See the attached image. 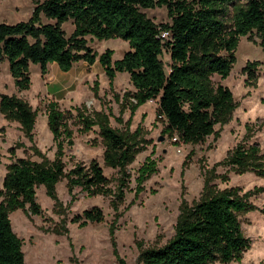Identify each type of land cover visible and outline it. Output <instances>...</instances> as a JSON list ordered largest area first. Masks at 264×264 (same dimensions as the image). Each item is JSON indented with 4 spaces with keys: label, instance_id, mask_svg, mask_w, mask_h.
<instances>
[{
    "label": "trees",
    "instance_id": "1",
    "mask_svg": "<svg viewBox=\"0 0 264 264\" xmlns=\"http://www.w3.org/2000/svg\"><path fill=\"white\" fill-rule=\"evenodd\" d=\"M155 8H165L169 22L155 24L143 12ZM67 23L72 26L69 36L63 29ZM253 35L264 55V0H36L28 21L0 23V62L6 61L20 92L31 84L30 64L38 65L44 76L49 64L68 72L77 63L92 66L98 62L110 86L117 74H127L134 90L125 92L121 101L126 103L130 116L148 101H156L155 119L164 125L161 133L176 135L179 142L174 144L197 145L211 135L217 137L215 128L230 120L235 108L232 93L213 78L224 80L229 76L240 39ZM112 39L128 44V50L117 60L112 59V50L98 55L89 45L93 40ZM164 55L167 63L163 62ZM259 65L258 61L245 64L248 85L256 81ZM76 111L74 120L83 132L98 127L104 144L103 164L115 170L118 177L111 185L95 160L66 171L62 159L65 148L72 146V131L65 119L71 113L49 102L46 118L55 145L53 160L36 151L39 162L17 158L8 165L3 178L0 264H25L22 241L12 230L9 214L21 209L31 216L41 215L36 189L44 187L47 196L55 200V186L63 178L71 196L79 188L87 197L110 198L114 221L109 234L114 236L115 222L120 217L118 205L124 202L131 178L128 167L147 142L140 138L138 128L134 132L112 128L107 117L110 114L97 112L95 117H88L83 108ZM0 113L17 121L30 139L36 111L17 97L0 95ZM153 154L136 170L135 198L144 191L143 184L157 173ZM253 154V145L238 144L219 164L230 171ZM240 192L235 187L220 190L212 176L205 177L200 200L190 207L184 201L180 204L173 236L158 247H139V264L240 262L251 243L241 231L239 215L249 209V204L247 194ZM103 220L102 210L92 206L74 215L71 222L86 227ZM118 261L123 264L121 259Z\"/></svg>",
    "mask_w": 264,
    "mask_h": 264
},
{
    "label": "rangeland",
    "instance_id": "2",
    "mask_svg": "<svg viewBox=\"0 0 264 264\" xmlns=\"http://www.w3.org/2000/svg\"><path fill=\"white\" fill-rule=\"evenodd\" d=\"M35 1L0 0V23L28 21ZM143 12L155 24L169 22L165 8ZM63 29L69 36L72 26L67 23ZM89 45L98 55L106 49L112 50L113 60L120 59L128 50V44L119 39L93 40ZM167 61L168 57L164 55L163 62ZM254 61L260 63L257 79L253 85H248L243 68L247 62ZM263 61L258 38L254 35L241 38L229 76L224 80L213 78L214 82L231 91L234 111L224 126L215 128L219 132L217 137L211 135L197 145L174 144L176 135L168 137L161 133L164 125L155 119L156 101H148L130 116L126 103L121 101L125 92L134 90L127 74H117L110 86L98 62L92 66L80 62L68 72H61L56 65L49 64L44 76L38 65L30 64L31 84L28 90L20 92L14 86L6 61L0 62V95L17 97L37 113L30 139L17 121L8 120L0 113V190L7 167L15 159L28 157L39 162L41 154L53 160L55 145L46 118L49 102H55L61 111L71 113V117L65 119L72 131V146L65 148L62 159L66 171L77 164L88 165L95 160L111 180V185L118 177L115 170L103 164L104 144L98 135V127L83 132L74 120L79 108H83L82 112L88 117H95L97 112L110 114L106 116L112 128L121 131L128 128L130 132L138 128L140 138L147 142L142 144L144 150L128 167L131 178L124 192V202L118 205L120 217L115 222L113 240L109 234L114 221L110 198L87 197L79 188H75L71 196L65 178L55 186V200L47 196L44 187L36 189L41 215L31 216L21 209L11 212L9 219L13 232L22 241L25 264H119L118 259L123 264H139L140 248L161 246L173 236L180 204L182 201L189 207L196 204L201 198L204 179L210 176L220 190L235 187L242 195L247 194L249 209L239 215V220L243 236L251 243L241 261L230 264H264ZM238 144L253 145L254 154L246 163L229 171L219 162ZM151 152L157 161V173L143 184L144 191L135 198L136 170ZM222 177L228 180L223 182ZM92 206L102 210V223L79 227L78 223L71 222L74 215Z\"/></svg>",
    "mask_w": 264,
    "mask_h": 264
},
{
    "label": "built area",
    "instance_id": "3",
    "mask_svg": "<svg viewBox=\"0 0 264 264\" xmlns=\"http://www.w3.org/2000/svg\"><path fill=\"white\" fill-rule=\"evenodd\" d=\"M162 37H165V34H163ZM173 141L174 142H179L176 136L173 138ZM180 144L182 145V143H180Z\"/></svg>",
    "mask_w": 264,
    "mask_h": 264
},
{
    "label": "water",
    "instance_id": "4",
    "mask_svg": "<svg viewBox=\"0 0 264 264\" xmlns=\"http://www.w3.org/2000/svg\"><path fill=\"white\" fill-rule=\"evenodd\" d=\"M159 141H162V139H159Z\"/></svg>",
    "mask_w": 264,
    "mask_h": 264
}]
</instances>
